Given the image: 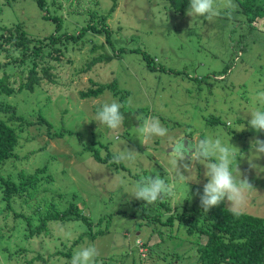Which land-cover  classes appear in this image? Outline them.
I'll list each match as a JSON object with an SVG mask.
<instances>
[{
  "label": "rangeland",
  "instance_id": "374dc122",
  "mask_svg": "<svg viewBox=\"0 0 264 264\" xmlns=\"http://www.w3.org/2000/svg\"><path fill=\"white\" fill-rule=\"evenodd\" d=\"M239 1L233 0L236 7L228 17L225 0H217L220 14L208 20L188 16L189 5L174 11L167 0H45L46 11L60 19L59 32L73 35L91 11L107 15L116 4L106 18L112 44L90 31L77 42H62L60 60L38 61L40 74L41 67L52 65L54 81H43L33 90L18 89L29 73L30 58L0 67V76L6 73L15 89L12 94L0 92V106H13L22 119L0 112L18 133L13 155L0 170L16 181L21 172L37 179L12 200L11 208L0 199V264H70L74 252L89 245L98 250L95 264H203L196 240L204 243L206 236L189 233L186 222L190 218L200 224L203 219L197 192L202 194L207 180L200 164L193 168L192 181L179 180L184 161L174 152L185 137L193 142L218 138L236 154L234 177L239 180L242 174L253 186L242 213L264 218V156L250 143L264 140V132L247 123L252 112L264 110L258 100L264 91V22L253 16L257 26L249 27ZM44 11L37 0H0V29L19 25L27 35L44 38L57 32V22L44 17ZM144 52L154 70L148 68ZM15 55L21 58V51ZM100 55L110 60H99ZM7 58L6 51L0 52V63ZM112 80L118 90L128 92L122 100L110 89L97 97L80 95L96 87L94 83ZM112 100L124 109L142 108L134 112L136 123L121 125L115 133L97 124V111ZM138 116L158 117L168 135L145 145ZM128 150L135 151L131 160L112 162ZM156 175L173 185L174 196L152 204L132 196L138 181ZM71 202L79 218L49 220L33 235L26 229L29 223L39 224L50 207L52 213H62ZM224 205L229 206L227 201ZM183 211L189 218L178 221ZM170 215L173 224L166 222Z\"/></svg>",
  "mask_w": 264,
  "mask_h": 264
},
{
  "label": "trees",
  "instance_id": "16d2710c",
  "mask_svg": "<svg viewBox=\"0 0 264 264\" xmlns=\"http://www.w3.org/2000/svg\"><path fill=\"white\" fill-rule=\"evenodd\" d=\"M169 5L174 11L182 12L185 7L189 5V0H167ZM38 6L43 10V16L53 19L57 22V32L49 34L44 38H34L29 35L19 25H1L0 29V52L6 51L8 58L6 61L0 63V67L13 66L14 64H20L19 61H25L30 58L31 67L28 70V75L25 80L21 79L18 84V89L33 90L35 86H39L43 81L53 82L54 77L51 72L52 65L48 63L41 67L39 73L40 59H52L55 61L60 60V46L62 42H77L81 39L86 32H92L95 34H101L105 37V42L112 44L111 31L108 23L106 22L107 16H109L115 9L116 4L108 10L107 15L98 13L97 11H91L89 20L80 28L79 32L75 35L66 32H59L61 29V22L57 15H52L49 11H46L45 0H37ZM238 10L243 12L247 16L248 26L251 28L256 27V23H253L252 17L257 16L264 22V0H240L238 2ZM34 42V45H30ZM49 47V51L45 52V48ZM16 50L21 51V58L16 57ZM131 51H140V49H126ZM62 54V53H61ZM148 68L154 70L152 67V58L143 53ZM106 58L110 60V56H102L99 60ZM96 87H89L86 91H81L80 95L83 97H97L105 90H112L113 95L121 94L122 100L128 92L126 90H118L117 83L112 80L110 83H94ZM15 89L9 81V76L4 73L0 76V92L5 94L14 93ZM124 109L122 106L120 111L124 117L122 125L130 127L136 123L133 115L134 112L139 113L142 108H138L136 111L127 107ZM0 112L8 114V119L22 120L17 114L15 108L11 105H1ZM132 117V118H131ZM8 119L0 117V168L3 162L13 155V151L18 144V133L15 127L10 124ZM44 124L49 128L50 122L43 119ZM30 124V121H23V123ZM42 123V122H41ZM61 133V132H59ZM55 133V135H59ZM92 148L90 147V150ZM93 150V149H92ZM98 160L97 153H93ZM109 158V155H108ZM107 161V160H106ZM104 161V162H106ZM19 180H14L9 176H4L0 170V199L5 202L6 208H11V202L14 198H20L22 193L27 192L30 186H34L36 183L35 175L27 176L24 172L19 175ZM54 205V204H52ZM75 205L71 202L70 205L62 212H51V207L45 214L39 217V224L31 227L30 223L26 229L30 230V234H36L41 232L46 226V222L54 219L65 218H79L80 215L77 212L71 211V206ZM161 205L165 208H169V205L165 202H161ZM51 206V205H49ZM188 217L185 211L182 212L178 221L182 217ZM189 218V217H188ZM167 224H173V216H169ZM165 223V222H164ZM187 231L192 233L198 231L199 235L206 236L204 243L200 242V238L197 237V251L198 260L203 264H218L226 262L229 264H259L264 261V218L254 216L248 213H242L240 215H234L228 210V208L221 203L219 206L211 208L205 213L200 224L194 219L189 218ZM159 233H161L159 231ZM162 234V233H161Z\"/></svg>",
  "mask_w": 264,
  "mask_h": 264
},
{
  "label": "clouds",
  "instance_id": "9594fccd",
  "mask_svg": "<svg viewBox=\"0 0 264 264\" xmlns=\"http://www.w3.org/2000/svg\"><path fill=\"white\" fill-rule=\"evenodd\" d=\"M235 4L233 0H225V14L231 17ZM188 16L193 15L205 17L208 20L218 16L217 0H189V8L186 13ZM258 100L264 104V91L258 94ZM122 104L116 100L104 102L97 111L94 121L99 125L106 126L114 133L119 130L123 122V115L120 111ZM251 119L247 121L251 129L256 132H264V110H256L250 114ZM142 121L138 127V132L146 145L154 138L166 137L168 129L161 123L158 117L138 116ZM183 144L175 147L174 155L184 161L183 171L180 169L177 173L179 180H191L193 168L197 165H203L205 168L204 176L207 182L203 185L202 194L197 192L200 200V207L205 213L211 208L219 206L225 201L228 202V210L234 215H240L246 207L248 193L253 189L249 180L242 174L239 180L234 177L231 165L236 154L228 147L221 143L220 139H201L192 141L185 137L180 139ZM251 149L264 156V140L259 138L253 139ZM134 150H128L124 154H117L113 157V163L119 164L123 160H131ZM214 158V159H213ZM176 160H173V164ZM184 173H187L185 175ZM173 185L166 182L161 176L146 177L138 181L133 189L132 196L137 200H142L146 204H152L158 199L174 196ZM98 250L94 245L83 247L74 252L70 264H95V257Z\"/></svg>",
  "mask_w": 264,
  "mask_h": 264
},
{
  "label": "built area",
  "instance_id": "2783aa9c",
  "mask_svg": "<svg viewBox=\"0 0 264 264\" xmlns=\"http://www.w3.org/2000/svg\"><path fill=\"white\" fill-rule=\"evenodd\" d=\"M142 255H144V253ZM102 264H117V263L114 262V261L109 260V261L103 262Z\"/></svg>",
  "mask_w": 264,
  "mask_h": 264
},
{
  "label": "water",
  "instance_id": "95a60500",
  "mask_svg": "<svg viewBox=\"0 0 264 264\" xmlns=\"http://www.w3.org/2000/svg\"><path fill=\"white\" fill-rule=\"evenodd\" d=\"M184 144H185V141H184ZM172 150V149H171Z\"/></svg>",
  "mask_w": 264,
  "mask_h": 264
},
{
  "label": "flooded vegetation",
  "instance_id": "af4514ba",
  "mask_svg": "<svg viewBox=\"0 0 264 264\" xmlns=\"http://www.w3.org/2000/svg\"><path fill=\"white\" fill-rule=\"evenodd\" d=\"M181 142V141H180Z\"/></svg>",
  "mask_w": 264,
  "mask_h": 264
}]
</instances>
